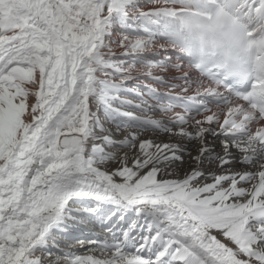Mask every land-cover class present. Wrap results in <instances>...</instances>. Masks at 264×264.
<instances>
[{
  "label": "snow or ice",
  "instance_id": "snow-or-ice-1",
  "mask_svg": "<svg viewBox=\"0 0 264 264\" xmlns=\"http://www.w3.org/2000/svg\"><path fill=\"white\" fill-rule=\"evenodd\" d=\"M85 214L108 235L60 251ZM0 264H264V0H0Z\"/></svg>",
  "mask_w": 264,
  "mask_h": 264
},
{
  "label": "bare ground",
  "instance_id": "bare-ground-1",
  "mask_svg": "<svg viewBox=\"0 0 264 264\" xmlns=\"http://www.w3.org/2000/svg\"><path fill=\"white\" fill-rule=\"evenodd\" d=\"M119 38V33H115L112 37L113 40H116ZM114 48H116L115 45H113ZM117 51H119L118 48H116ZM166 58H171V63L168 64L169 71L166 73H159V70H156L158 74H162L165 76L166 80L169 83H179V81L173 79V77L178 76L179 73L176 72L175 68L173 65H175L177 62H182V63H187L185 61H178V54L169 49L167 51L163 50H153L151 53L147 54L145 61L143 63H146L148 60H152L155 62H160L162 60H165ZM133 75H136L134 72ZM141 80H144L143 77H141ZM156 86V85H154ZM127 87H137V82L136 81H130L127 85ZM138 91L144 92V95L140 98H137L135 93H128L124 97V99L131 100L133 102V106L127 107L125 110L127 111H132L136 115L141 116V117H151L154 119H159V120H166L167 117L159 111V107L161 105H166L169 102L176 103L174 97L172 95L168 94V90L164 87H159V91L157 94H152L147 91V89L144 87V84L141 83L138 86ZM135 104H141L142 108L144 109L143 111L139 108L134 107ZM160 139H167L166 136H164L163 133H160L159 135ZM92 205H95L92 203ZM106 205H104L101 209H104ZM112 210L116 211L115 217L112 218V224H115L116 217H119L121 214L123 216H126L124 212H117L116 206L112 205ZM87 216V214H85ZM130 221V225L127 224V222H123L125 224H119L118 226L115 225V230L118 235L122 236L123 231H127L129 233L130 241L134 242L136 246H138L140 243L143 241L141 240V237L143 235H147V227H146V222L145 219H141L139 221H136L134 219V216H128L127 217ZM93 220L90 221V219L85 218V221H81L75 225H70L69 230L65 236L62 237H57L61 241V248L60 251L63 252H68V251H73L76 254L79 255H87L88 253V248L89 245L87 241L89 239H94L95 237H104L107 236L108 233L101 228L99 224H96L95 221L97 219L92 218ZM112 226V225H109ZM73 241H70L71 237H73ZM75 239V240H74ZM78 241H84L85 244L82 247ZM128 251L135 252V247H130ZM145 258L148 257V251L147 249L144 250L143 253H141Z\"/></svg>",
  "mask_w": 264,
  "mask_h": 264
},
{
  "label": "rangeland",
  "instance_id": "rangeland-1",
  "mask_svg": "<svg viewBox=\"0 0 264 264\" xmlns=\"http://www.w3.org/2000/svg\"><path fill=\"white\" fill-rule=\"evenodd\" d=\"M85 218L90 219V218H88V216H86V215H85ZM85 218H84L82 221H85ZM91 220H93V219H91ZM59 237H60V236H59ZM73 238H74V236L71 237L70 241H73ZM57 239H59V238H57ZM74 240H75V239H74Z\"/></svg>",
  "mask_w": 264,
  "mask_h": 264
}]
</instances>
